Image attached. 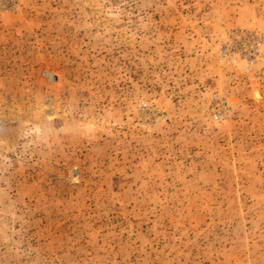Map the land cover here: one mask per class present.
I'll list each match as a JSON object with an SVG mask.
<instances>
[{
	"label": "rangeland",
	"instance_id": "obj_1",
	"mask_svg": "<svg viewBox=\"0 0 264 264\" xmlns=\"http://www.w3.org/2000/svg\"><path fill=\"white\" fill-rule=\"evenodd\" d=\"M0 264H264V0H0Z\"/></svg>",
	"mask_w": 264,
	"mask_h": 264
}]
</instances>
